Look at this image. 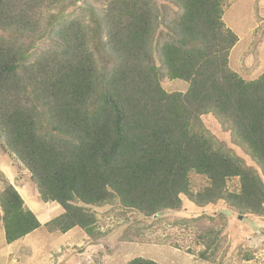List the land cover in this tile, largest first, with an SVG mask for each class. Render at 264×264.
I'll return each instance as SVG.
<instances>
[{
  "label": "trees",
  "instance_id": "obj_1",
  "mask_svg": "<svg viewBox=\"0 0 264 264\" xmlns=\"http://www.w3.org/2000/svg\"><path fill=\"white\" fill-rule=\"evenodd\" d=\"M95 1L72 17L60 0H0V136L42 201L63 209L49 230L79 228L98 241L104 233L92 208L115 200L148 218L180 210L182 196L198 206L223 199L262 216L264 74L247 81L230 68L239 38L223 20L228 0ZM45 38L56 46L34 52ZM164 79L187 83V91H165ZM205 115L260 172L215 138ZM192 173L208 179L203 192L192 191ZM232 178L239 194L225 190ZM0 207L7 244L41 227L12 185L0 192ZM147 227L136 222L124 240L139 242ZM212 242L203 260L214 257ZM126 264L160 263L137 257Z\"/></svg>",
  "mask_w": 264,
  "mask_h": 264
},
{
  "label": "rangeland",
  "instance_id": "obj_2",
  "mask_svg": "<svg viewBox=\"0 0 264 264\" xmlns=\"http://www.w3.org/2000/svg\"><path fill=\"white\" fill-rule=\"evenodd\" d=\"M95 3L98 1L60 0L58 6L73 17L88 13L80 8ZM59 9L54 11L59 12ZM223 20L239 38L230 54V68L247 81L260 77L264 74V0H228ZM56 42L57 39L45 38L37 42L34 52L47 51L56 46ZM161 84L169 93H185L188 88L187 83L178 80L164 79ZM203 121L217 140L226 144L247 166L260 172L254 159L233 141L215 117L205 115ZM3 141L0 136V192L12 185L23 198L25 207L36 215L41 227L19 241L7 244L0 207V264H126L137 257L160 264H264V214H243L223 199L198 206L182 196L180 210L164 211L153 218L137 211H125L115 200L113 204L92 208L97 218L96 231L104 233L98 241L90 239L79 228L66 234L52 232L48 223L63 209L55 202L42 201L31 173L7 150ZM190 185L193 192H203L209 181L205 176L192 173ZM225 190L228 194H239V178L229 179ZM201 216L210 217L204 226L193 222L189 226L172 225L174 220ZM136 222L148 227L141 233L139 242L128 243L124 240V232ZM212 236L218 237L217 245L212 242ZM210 242L209 253L214 257L203 260L200 254Z\"/></svg>",
  "mask_w": 264,
  "mask_h": 264
}]
</instances>
